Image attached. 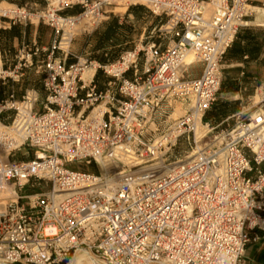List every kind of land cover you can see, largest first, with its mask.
I'll list each match as a JSON object with an SVG mask.
<instances>
[{
    "label": "built area",
    "instance_id": "built-area-1",
    "mask_svg": "<svg viewBox=\"0 0 264 264\" xmlns=\"http://www.w3.org/2000/svg\"><path fill=\"white\" fill-rule=\"evenodd\" d=\"M41 1L42 11L1 15L12 24L36 18L54 38L47 49L21 47L7 73L19 79L35 66L45 97L29 90L0 103V115L14 112L0 121V192H16L0 197V264H67L82 252L97 264H242L252 232L264 229V96L261 107L219 125L205 115L224 57L264 0ZM117 4L164 18L157 39L111 63L84 56L67 64L73 22L86 18L82 34H91ZM75 5L81 13L63 14ZM188 53L196 63L185 64ZM196 64L201 73L191 78ZM99 71L107 89L97 86ZM174 103H188L177 119ZM179 143L195 154L172 159Z\"/></svg>",
    "mask_w": 264,
    "mask_h": 264
},
{
    "label": "crops",
    "instance_id": "crops-1",
    "mask_svg": "<svg viewBox=\"0 0 264 264\" xmlns=\"http://www.w3.org/2000/svg\"><path fill=\"white\" fill-rule=\"evenodd\" d=\"M1 3L26 7L30 5L31 9H39L45 4L41 0H0ZM130 8H132L131 11H129ZM113 9L117 12H125L127 10L126 7L121 6H115ZM81 10V6L75 5L65 9L63 14L74 16L80 13ZM110 12L114 11L111 10ZM114 16H116V19L105 25L102 23L103 25H100L101 29L99 27L98 31L87 34L86 36L88 37H74V43L70 47V55L66 61L67 64L76 62V57H84L83 55H88L89 51L98 49L99 45L94 42V39L97 36L100 39L103 29L112 27L111 25L114 21L118 20L120 26L118 31L122 30L121 27L128 28V25L134 29L136 26L140 27L143 25L141 27L142 32L139 34L143 37L147 30L152 33L162 20V18L159 19L160 17L152 15L146 7L141 5L129 7L125 15L117 17L118 15L115 13ZM109 18L110 15L106 20ZM147 19H150V21H147ZM255 21L250 26L240 29L236 40L225 56L223 62L225 76L223 78L222 87L223 85L224 87L222 94L205 115V118L207 117L205 121L211 125H219L241 110L249 111L253 107L249 105V99L253 96L252 100H254V96L258 93H261L262 97L264 96V26L254 24ZM137 37H139L138 34H132L122 41H113L112 37L109 40L110 43L106 46L113 47L122 42L132 44L137 41ZM53 38L51 28L43 23L12 24L9 19L0 17V103L12 94L16 99L21 100L27 91L37 90V86L43 88V75L37 72L35 66L24 69L19 79H12L7 76V73L13 70L16 65L17 52L21 47L28 46L33 48L36 45L39 48L47 49L51 45ZM98 51H102V49ZM46 55L45 52H42L36 56L34 58L35 65L41 63ZM57 56L60 57L61 53H57ZM86 73L91 77L94 75L95 70L91 69ZM195 77L197 75H193L192 78ZM100 78L101 76L97 74V81ZM87 80H90V78H87ZM37 92L43 100L45 91L42 93L37 90ZM182 105V103H177L173 113L178 111L179 116H181L180 113H184ZM37 108L39 109V105ZM13 116V111L5 112L0 115V121L9 124ZM251 236L252 239L246 246L242 264H264V229H255Z\"/></svg>",
    "mask_w": 264,
    "mask_h": 264
},
{
    "label": "rangeland",
    "instance_id": "rangeland-1",
    "mask_svg": "<svg viewBox=\"0 0 264 264\" xmlns=\"http://www.w3.org/2000/svg\"><path fill=\"white\" fill-rule=\"evenodd\" d=\"M1 6L5 7V8L26 7V6H20V5H12V4L10 5L8 3H1ZM121 7H126L127 10L125 12H117L113 8H109L108 10H110V11L112 10L114 12H110L109 13L110 18L108 20H106L105 22H103V24L105 25L106 23L111 22L113 19H116V16H114L115 13H116V15H118L117 17H120L121 15H125V13L128 11V7L124 6V5H121ZM45 8H46V3L39 9H35V8L31 9L30 5L28 7H26V9L28 11H32V12L42 11ZM1 15L2 14H0V17H1ZM5 19H9V18H5ZM159 19H161V17ZM147 21H150V19H147ZM163 22H164V18H162L161 23L158 25V27ZM111 26L117 29V31L115 32L114 36H112L113 37V41L114 40L122 41V40L126 39L127 36H131L132 34L133 35L138 34L139 37H137V41L135 43L125 44L124 42H122L120 44L114 45L113 47H109V46H106L108 43H110L109 40H107L106 38H107V34H110V32L107 33V31H110V30H108L109 28H104L103 29V34L100 37V39H98L99 36H97L96 39H94V42H96V44L99 45L98 49L96 48V49H93L92 51H89L90 53H88V55L86 54V56L90 57L91 59H95L97 61H100L101 63H105V64L108 63V62L111 63V62H114V61L118 60L120 58V56L125 51L134 49L135 46L139 45L141 42L146 43L147 41L152 40V38H150V36H154V39H157V35L155 34L156 32L149 33L148 30L145 32V35L143 37H141V35H139V34H141V32H142V28L141 27H143V25H141L140 27L136 26L135 29L128 25V28L121 27L122 30L118 31V27H120V26H119L118 20H117V21H114ZM99 29H101V27ZM82 33H83V31L80 32L78 35L76 34L75 37H84V38L88 37V36H86L87 34H82ZM164 41L167 42L168 39L166 38ZM73 43H74V41H72L70 47H72ZM101 49H102V51H98V50H101ZM83 56H85V55H83ZM142 60H143L142 55H140V58H139V64L140 65L142 63ZM224 60H225V57L223 59V62H224ZM201 69H202V66L200 64H196V65L192 66L190 71H189V74H190L191 78L193 77V75H197V77H198L200 75V73H201ZM97 74H99L101 76L99 81H97V79L95 78L97 86L99 88L103 89V90L107 89V87H108L107 86L108 78H106L105 75L103 74V72H101V71H99ZM223 74L225 76L224 71H223ZM127 76H131V73L129 72ZM222 91L223 90H222V87H221V89H220V91H219V93L217 95V98L219 96H221ZM259 94H261V93H259ZM252 97L249 99V105L250 106H254L253 101H254V103H257V101L255 99V96L253 98L254 100H252ZM261 99H263L262 98V94H261ZM41 101H42V98L40 96V102ZM176 104L177 103H174V107H175ZM187 105H188V103H185V104L182 105L184 113H185V110L187 108ZM39 107H41V106L39 105ZM256 107L257 108L261 107V104L256 105ZM184 113H181V116L184 115ZM178 117H180V116H178ZM178 117H176L175 119H177ZM172 119H174V118L172 117ZM228 124L230 126H232L234 124V121H230ZM223 127H227V125H224ZM188 150H189V148L187 147L186 144H184V143L180 144L179 143V145L177 146V148L173 152L172 159L173 158H182L186 154V152H189ZM69 168L76 169V168H78V166L77 165H71ZM81 168H83L85 170H89V171H94L95 170V166L82 165Z\"/></svg>",
    "mask_w": 264,
    "mask_h": 264
},
{
    "label": "bare ground",
    "instance_id": "bare-ground-1",
    "mask_svg": "<svg viewBox=\"0 0 264 264\" xmlns=\"http://www.w3.org/2000/svg\"><path fill=\"white\" fill-rule=\"evenodd\" d=\"M11 5V4H10ZM121 5H124L126 6L125 4H117L116 6H121ZM14 9H16L15 7L14 8H5L3 6H1L0 4V14H6L7 16L9 17H12V16H15V14H18V12H16ZM214 9V6L212 4H208L207 5V10L209 12H211L212 10ZM256 20V21H255ZM254 21V24H260L259 26L263 25L264 26V11L262 10H258V13L256 15V19ZM35 22H37L36 18L34 19ZM86 18L84 17H81L79 21H75L73 22V26H72V32L76 35H78L80 32L84 31V28L87 27L88 25H86ZM67 39H64V43L63 44H66V41ZM67 47V46H65ZM197 62V59L196 57L192 54V53H188L185 57V64L187 65H190V64H194ZM1 64V62H0ZM91 69H94V68H91ZM91 69H85L84 70V73L82 75V79L86 81V79L88 78H92L89 77L87 75V71L88 70H91ZM95 70V69H94ZM263 98V97H262ZM255 99L257 101V103H253L254 105H258L261 103V101L263 99H261V94H257L255 96ZM100 108H96L91 115H95L98 111H99ZM177 109V108H176ZM181 114V113H180ZM179 114H178V111L177 112H174L172 114V117L175 119L176 117H178ZM204 134V131H203V127L202 126H199L198 130H197V138H201ZM195 153L194 152H189L188 153V157H192ZM14 195H16V192L14 191L13 187H6L5 190H2L0 192V197L1 198H8V197H13ZM67 264H97L94 259L91 257V255L87 252H82L80 254H78L74 259H72L70 262H68Z\"/></svg>",
    "mask_w": 264,
    "mask_h": 264
},
{
    "label": "trees",
    "instance_id": "trees-1",
    "mask_svg": "<svg viewBox=\"0 0 264 264\" xmlns=\"http://www.w3.org/2000/svg\"><path fill=\"white\" fill-rule=\"evenodd\" d=\"M131 9H132V8H130L129 11H131ZM80 13H81V12H80ZM78 14H79V13H78ZM115 24H116V23H115ZM12 30H13V28H12ZM108 30H110V31H107V33L110 32V34H107V38H106V39H107V40H110L111 37L114 36V34H115V32L117 31V29L114 28V27H109ZM223 87H224V85H223ZM223 87H222V90H223ZM36 89L39 90L40 92L44 93V88H40V87L37 86ZM37 90H36V91H37ZM205 120H207V117L205 118Z\"/></svg>",
    "mask_w": 264,
    "mask_h": 264
}]
</instances>
